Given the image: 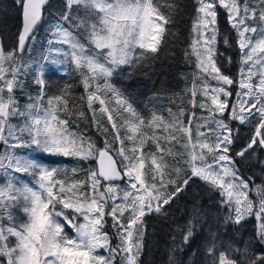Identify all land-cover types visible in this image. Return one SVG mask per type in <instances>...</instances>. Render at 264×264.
I'll list each match as a JSON object with an SVG mask.
<instances>
[{
  "label": "snow or ice",
  "instance_id": "1",
  "mask_svg": "<svg viewBox=\"0 0 264 264\" xmlns=\"http://www.w3.org/2000/svg\"><path fill=\"white\" fill-rule=\"evenodd\" d=\"M15 3L22 10L17 44L6 50L0 43V264H141L145 217L166 215L165 206L193 177L219 193L224 225L240 227L254 217V242L264 247V179L256 184L236 165L237 158L264 151V0H194L185 60L195 69L167 117L142 115L111 78L122 66L134 70L156 58L175 23V0H65L57 19L47 21L43 61L79 75V100L103 136L102 147L73 128L87 116L69 86L47 93L43 65L35 69L38 94L18 103L21 76L31 71L23 54L46 23L49 0ZM221 10L235 32V76L225 73L233 58L219 48ZM223 43L233 46L229 37ZM241 126L250 133L234 149ZM51 157L77 163L52 167ZM90 160L96 167L80 166ZM109 219L113 234L106 231ZM178 231L168 264H184L177 254L190 246L196 220ZM209 235L210 264H264V251L252 240L220 248L217 233Z\"/></svg>",
  "mask_w": 264,
  "mask_h": 264
},
{
  "label": "trees",
  "instance_id": "2",
  "mask_svg": "<svg viewBox=\"0 0 264 264\" xmlns=\"http://www.w3.org/2000/svg\"><path fill=\"white\" fill-rule=\"evenodd\" d=\"M64 4L65 0H51L45 8L46 23L42 24L36 31L35 40L30 41V44L33 45L32 50H26L23 54V61L31 65V71L28 75L21 76L25 82V87L16 91V97L22 107L29 102V96L35 97L38 94L39 86L34 83L35 69L43 65V72L46 71L44 77L47 81V93L49 95L55 94L65 85L69 86L71 95L75 98L73 102L79 105L87 116V121L78 120L73 124V128L79 126L82 131L96 141L98 146L102 147L103 136L92 126V117L91 113L88 112L86 102L82 103L79 100V97L84 94L79 75L66 71L59 75L55 66H49L43 61V54L50 38L46 32L47 21L54 22L57 19L56 13L64 10ZM175 4L177 5L175 23L169 26L171 34L166 36L156 58L134 70L124 66L122 70H117L111 78L112 84L124 92L137 111L146 117L153 112L167 117L168 109L175 112L181 103L180 97L183 95L186 86H191V74L195 65L186 62L185 50L188 48L191 38V24L195 14L194 0H175ZM80 14L83 15L84 13L81 12ZM218 25L221 32L220 51L233 58L231 65L224 64V71L226 74L235 76L238 71L239 51L235 47V32L230 28L222 10L218 18ZM20 26V6L15 3V0H0V43L6 50L16 46ZM224 37L230 38L232 47L224 46ZM232 91L233 97H235L236 89L233 88ZM45 98L47 99V97ZM95 107L99 108V104L97 103ZM73 119L75 120V117ZM16 121L13 119L12 122L16 123ZM232 126L235 128L237 125L234 122ZM249 133L250 130L247 127L241 126V139L234 145V149H239L246 143ZM50 160L52 167L60 164L71 168L77 163L70 158L63 157H51ZM260 161H264V151H258L255 157L249 153V156L244 159L237 158L236 165L245 178L251 176L254 182L259 184L264 179V165ZM79 163L85 170L96 167L95 160L80 161ZM83 176L84 173H81L80 178ZM219 200L218 192L209 190L203 181L193 177L186 190L175 198L170 205L165 206L166 215L151 214L145 217L148 237L153 231L154 236L157 237L156 241L153 240L152 242L156 245L154 252L147 253L146 251L143 253L141 264H165L164 260L168 258L173 237H176L177 244L180 242L181 232L178 231V226L183 228L189 220H196L197 231L190 246L186 247L184 252L177 254L184 264H210L205 251L208 243L212 242L210 232L217 233V242L220 248H227L229 242L242 246L245 241L252 240L257 252L264 251V247L254 242L257 223L255 218H249L240 227L231 224L224 225L222 221L226 210H221ZM110 223L111 220L109 219L106 231L113 234L114 230ZM112 243H116L114 238Z\"/></svg>",
  "mask_w": 264,
  "mask_h": 264
},
{
  "label": "rangeland",
  "instance_id": "3",
  "mask_svg": "<svg viewBox=\"0 0 264 264\" xmlns=\"http://www.w3.org/2000/svg\"><path fill=\"white\" fill-rule=\"evenodd\" d=\"M49 66H52L51 64H49ZM57 69H58V74L59 75H62V74H64L65 73V68H63V67H60V68H58L57 66H55ZM124 66H122V68H123ZM119 70V69H118ZM44 73H46V71L44 72ZM235 97H233V99H234ZM46 99V98H45ZM197 111V110H196ZM198 111H200L199 109H198ZM198 111H197V114H198ZM18 122V120L16 121V123ZM0 147H2V146H0ZM55 158H57V157H55ZM54 167H64L63 165H60V164H56ZM23 179L27 182V181H30V177H23ZM0 182H2V180H0ZM16 214L20 217V219H24V217H23V214L19 211V210H16ZM110 225H111V223H110ZM68 231H69V233L70 234H72V232H71V229H68ZM154 231L152 232V233H150L149 234V236L150 237H148V234L146 233V246H145V249H144V252L143 253H145L146 251H147V253H153L154 252V250H155V243H152L153 242V240L154 241H156V235L154 236ZM154 236V238L151 240V238ZM147 238H148V240H147ZM151 241V242H150ZM149 242H150V245H149ZM166 255V254H165ZM164 262H165V264H168V258H166L165 260H164Z\"/></svg>",
  "mask_w": 264,
  "mask_h": 264
},
{
  "label": "water",
  "instance_id": "4",
  "mask_svg": "<svg viewBox=\"0 0 264 264\" xmlns=\"http://www.w3.org/2000/svg\"><path fill=\"white\" fill-rule=\"evenodd\" d=\"M50 2H51V0H49V3H50ZM49 3H48V5H49ZM48 5H47V6H48ZM47 6H46V7H47ZM46 7H45V8H46ZM44 10H45V9H44ZM21 25H22V10H21ZM20 28H21V26H20ZM37 30H38V29H37ZM29 43H30V41H29ZM16 44H17V42H16Z\"/></svg>",
  "mask_w": 264,
  "mask_h": 264
}]
</instances>
